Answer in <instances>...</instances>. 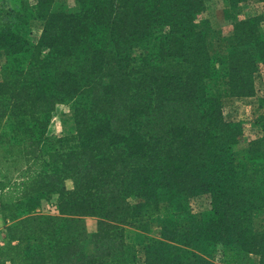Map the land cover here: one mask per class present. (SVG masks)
Here are the masks:
<instances>
[{
  "label": "trees",
  "instance_id": "1",
  "mask_svg": "<svg viewBox=\"0 0 264 264\" xmlns=\"http://www.w3.org/2000/svg\"><path fill=\"white\" fill-rule=\"evenodd\" d=\"M55 1L0 2V264H215L202 247L264 264L254 225L264 213V114L260 135L245 138L208 87L222 80L230 97L257 94V27L236 23L218 59L205 0H77L75 13L53 11ZM32 22L42 23L35 42ZM67 103L73 130L54 136ZM201 195L207 221L189 212ZM53 198L56 213H42Z\"/></svg>",
  "mask_w": 264,
  "mask_h": 264
},
{
  "label": "rangeland",
  "instance_id": "2",
  "mask_svg": "<svg viewBox=\"0 0 264 264\" xmlns=\"http://www.w3.org/2000/svg\"><path fill=\"white\" fill-rule=\"evenodd\" d=\"M9 0V3H14ZM34 3L36 0H29ZM207 6V16L209 19V28L207 36L210 45V53L216 58H224L234 44V25L244 20H251L259 30L260 38H264V2L259 0H247L245 3H234L232 0H205ZM1 2V0H0ZM79 10L77 0H56L53 11L64 13H75ZM32 42H35L41 34L40 23H31ZM256 59V71L253 75L254 84L258 90L257 97L251 99L234 100V97L227 95L226 84L222 80H213L208 83V87L214 93H219L222 101L223 116L228 122H241L245 129V138H255L260 135L259 117L264 114V64L258 60L259 52L253 49L251 52ZM258 104L260 107H257ZM262 104V105H261ZM72 104L67 103L58 107V115L54 122V131L62 130V134H70L73 130L71 117ZM52 135L54 133L51 130ZM56 136V135H54ZM247 143L237 146L235 151L236 163L243 165L247 157ZM190 213L201 216L202 220L207 221L212 218L210 197L201 195L191 199L188 202ZM47 208V207H45ZM45 210V209H44ZM86 229L89 235L96 231L97 219L85 218ZM159 221L154 222L152 230L154 233L159 231ZM254 225L258 230H264V213H259L255 218ZM94 231V232H93ZM205 253L210 252L209 259L215 264H232V257L223 256L221 247L200 248ZM93 250L92 245L87 248L88 252ZM259 257L251 255L248 264H259Z\"/></svg>",
  "mask_w": 264,
  "mask_h": 264
},
{
  "label": "crops",
  "instance_id": "3",
  "mask_svg": "<svg viewBox=\"0 0 264 264\" xmlns=\"http://www.w3.org/2000/svg\"><path fill=\"white\" fill-rule=\"evenodd\" d=\"M37 23H40V22H34V24H37ZM40 25H41V31H42V23H40ZM257 94H258V92H257ZM257 94L255 96H253V97H246V98H236V97H234V100L255 98V97H257ZM257 107H260V105L258 104ZM57 115H58V112L56 111V113L52 117V121H51L50 126H49L50 133H51V130H52L54 135H56L57 137L68 135V134H65V133L62 134L61 128H60V130L58 132L53 130L54 129V122L56 120ZM45 207H47V208H45V210H43L42 213L55 214L56 213V210H55V198H53L52 201H50V203L48 205H46ZM5 226H6L5 221L3 220L2 215L0 213V247L4 244V242L6 240V234H5V229H4Z\"/></svg>",
  "mask_w": 264,
  "mask_h": 264
}]
</instances>
